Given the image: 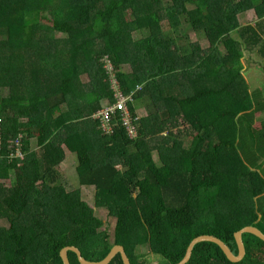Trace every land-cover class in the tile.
I'll use <instances>...</instances> for the list:
<instances>
[{"label":"trees","instance_id":"16d2710c","mask_svg":"<svg viewBox=\"0 0 264 264\" xmlns=\"http://www.w3.org/2000/svg\"><path fill=\"white\" fill-rule=\"evenodd\" d=\"M251 10L264 19V0H0V89L7 91L0 96V180L11 184L0 189V220L9 225L0 226V264H63L66 247L100 262L116 245L130 264H145L136 252L141 247L177 264L197 237H216L237 255L235 233L252 226L264 234V177L241 159L246 149L264 152V122L256 120L264 104L242 76L244 54L264 58V31L237 21ZM183 24L207 40V55L197 45L178 44L187 42ZM134 31L145 37L134 43ZM49 34L63 38L41 51ZM104 58L124 95L142 87L127 103L130 115L154 109L136 124L135 140L121 125L120 110L110 137L90 119L115 102ZM124 65L136 69L126 74ZM64 107L68 134L56 144L43 113L60 117ZM178 119L192 131L188 148L169 144L165 130ZM88 124L90 135L76 128ZM19 135L22 160L11 158ZM62 146L76 158L79 189L71 192L60 180ZM81 188L105 199L115 219L112 241L99 235L103 223ZM242 240L246 254L238 263L204 242L187 264H264V242L250 234ZM67 255L80 264L73 252ZM109 264H123L120 255Z\"/></svg>","mask_w":264,"mask_h":264},{"label":"rangeland","instance_id":"374dc122","mask_svg":"<svg viewBox=\"0 0 264 264\" xmlns=\"http://www.w3.org/2000/svg\"><path fill=\"white\" fill-rule=\"evenodd\" d=\"M253 13H254V11H250L246 15H238L237 21L240 24H242L243 26H245L246 24H250L251 25L252 23H254L252 21L250 22V20L254 19V14ZM167 19L168 18L165 15L164 16V20L162 21V24H161L164 32L168 31L167 30L168 29V21H167ZM246 21H248V23H246ZM183 26H184L183 27L184 35L187 36V42L183 38H181L179 40L178 44H180L182 46L186 45L187 43L189 45H192V46L193 45H197L199 47V49H200V54L202 53L201 54L202 56L204 54L207 55V52H209L208 51L209 50L208 49L209 44H208L207 40H205L204 37H202V38L197 37L194 34V32L192 30H190L189 26H187L185 24H183ZM131 37L133 39V42L135 43V42L143 39L145 36H144V33L137 32V31L135 32L134 31V32H132ZM62 38L63 37L61 35L49 34L48 35V39H45L44 41L41 42L42 43L41 44V46H42V50L41 51L51 49V45L55 41H58V40L61 41ZM219 51L224 53L222 48H220ZM256 57L260 58L259 56H256L255 54L253 55V57L246 56V58L243 59L242 62L249 61L250 62V64H248L249 66H252V64L253 65L254 64H259L258 65L259 67H257V69L256 68H254L253 70L249 69L248 72L254 73L255 76H256L255 79H254V83L257 84L258 91H256V92H259V93L258 94L255 93L254 96L256 98H258V102L259 103H261V102L264 103V77L261 76L264 73V66L261 63L263 60L261 58L258 59ZM103 62L105 63V68H108L109 65H108L107 59L104 58ZM245 65H247V64H245ZM23 66L24 65L22 63V68H23ZM22 68H21V70H22ZM122 69H123V71L126 74H132V72L136 69V66L135 65L134 66L124 65V66H122ZM108 70H110V68ZM246 74L250 75L249 73H246ZM86 78L83 79V77H82V84H84L85 90L89 91L88 84L90 85V83H88V80H86ZM252 84H253V82H252ZM6 92H7L6 89L1 88L0 89V96H5ZM66 112H67V109L64 110V115L63 116L61 114L60 117H55V118L53 116L49 115L47 112L43 113V117L48 120L50 129L54 133L53 134V138H55L56 144L62 143L63 140L66 139L67 134H68V129H67V125H68L67 121H68V119H67ZM136 115L139 118V120H140V118H146L143 109L137 111ZM3 117L5 119V116H3ZM90 119L92 121H94L92 119V116H91ZM170 120L174 121L175 119H170ZM256 120L257 121L263 120V122H264V109L263 108L260 110V114L257 116ZM177 121L178 122L173 123L171 126H167V128L165 130L166 133H167V131L171 132L172 137H173V142L169 141V144H172L174 142L176 143L177 141L179 142V141L182 140L184 142L185 146H187L186 148H188V147H190V143H191V140H190L191 138L188 137V134H191L192 131L189 129L188 125H185L183 123V120L178 119ZM19 122L25 124V123L28 122V119L24 118V119H21ZM88 125H91V124H88ZM158 139L161 141V136H159ZM154 141H155V138L152 139V144L153 145L156 144ZM33 143H34V141L32 142V147L35 148ZM248 144H249V142L247 140V145ZM153 157H154V160L157 163H159L158 160H157V154L156 153H153ZM66 158H67L66 161H63L61 166H60L61 167V171H62V177H61L60 180H61V183L64 186V188L68 192H71V191H74L75 189H79V186L77 184L76 158L71 153H67L66 154ZM241 159H243L245 161L246 165H248L249 167H252V169L255 168V169H257V171L262 172L263 177H264V171L262 170V169H264V152L258 151L257 149H255L254 152L252 153V152H249L248 149H246V152H245V154H242V158ZM256 159H257V161H255ZM124 171H125V167H120V172L123 173ZM263 180H264V178H263ZM248 185L249 184L247 183L246 180H241L240 181L241 188H247ZM10 186H11V184H10L9 180H3V181L0 180V189L8 190L10 188ZM81 192H82L81 195H82L83 201H85L90 207L93 208L95 216L98 219H100L102 221V223H103L102 227L99 229V235L102 236L103 234H106V235H108L109 240L112 241L115 219L110 217V215L108 214L107 207L105 206V201H103L105 199L102 198V197H97L96 191L93 190L92 188H81ZM260 204H261L260 208H262L263 205H264V201L261 200ZM102 206H105L106 208H104ZM0 226L8 228L9 225H8V223L5 220H0ZM136 252L138 254L144 255V258L142 260L145 262V264H165V263L161 262V260L159 259L160 258L159 256L156 257L155 255H153L148 250V248H146V247L138 248L136 250ZM140 261L141 260H139V262Z\"/></svg>","mask_w":264,"mask_h":264},{"label":"built area","instance_id":"2783aa9c","mask_svg":"<svg viewBox=\"0 0 264 264\" xmlns=\"http://www.w3.org/2000/svg\"><path fill=\"white\" fill-rule=\"evenodd\" d=\"M109 67L106 68L108 70V73L110 75V84L111 89L113 91V96L115 99V102L111 105L104 106L101 110L96 112L92 119L97 121L98 123V129L101 131V133L104 136L110 137L114 133V124H113V115L116 113L117 110H120L122 118H121V125L125 128V131L127 133V136L129 139L135 140L138 137L137 134V126L136 124L139 121V118L132 117L127 109V103L132 101V97L136 92H139L142 90V87L138 86L135 91H132L128 95H124L122 91L119 88V84L116 81L114 75L111 72V66L108 62ZM113 79V80H112ZM2 129H3V119L0 118V159L3 157L1 154L3 143H2ZM21 138V135H19L18 140L16 143V150L15 154L11 156V158L22 160L24 157V154L21 151V143L19 139Z\"/></svg>","mask_w":264,"mask_h":264},{"label":"water","instance_id":"95a60500","mask_svg":"<svg viewBox=\"0 0 264 264\" xmlns=\"http://www.w3.org/2000/svg\"><path fill=\"white\" fill-rule=\"evenodd\" d=\"M244 234L253 235L264 242V234L259 229L252 227V226L244 227L243 229L239 230L237 233L234 234V239H235L237 250H238L237 255H234L231 252V250L228 248V246H226L221 240L217 239L216 237L210 236V235H203L191 241V243L189 244L186 250V254L184 258L177 264H187L191 258L194 247L197 244L204 243V242L217 245L222 250L223 254L226 256L228 261H230L231 263H238L242 261V259L245 257V254H246L244 243L242 240V236ZM68 252H73L77 256V259L80 264H109L114 259V257L117 255H120L123 264H130V261L127 255L125 254L123 247L117 246V245L112 247L108 255L100 262H90L82 257L80 251L77 248L66 247L60 252V258L63 264H70L68 260V255H67Z\"/></svg>","mask_w":264,"mask_h":264},{"label":"crops","instance_id":"0c3cea01","mask_svg":"<svg viewBox=\"0 0 264 264\" xmlns=\"http://www.w3.org/2000/svg\"><path fill=\"white\" fill-rule=\"evenodd\" d=\"M251 11H253V10H251ZM250 11H247L246 13H244L243 15H246V14H248ZM254 14V19L253 20H250V22L252 21V22H254V23H252L251 25L252 26H256V23H258L257 24V32H259V30L260 31H264V19H262V20H258L257 18H256V15H255V13H253ZM246 23H248V21H246ZM242 25V24H241ZM248 25H250V24H248ZM258 25H261V29H258ZM262 39H264V36L262 35ZM256 55V54H255ZM246 56H251V57H253V54H244V58L243 59H245L246 58ZM257 56V55H256ZM260 57V56H259ZM256 58H258V57H256ZM263 61L261 62L262 63V65L264 66V58H262V57H260ZM260 58H258V59H260ZM245 64H247V65H245ZM248 64H250V62L249 61H245V62H243V67H244V69H243V71H242V76H243V79L245 80V83H246V85H247V88H248V92L250 93V94H253L254 93V91L256 92V91H258V86H257V84L256 83H254V79H255V74L254 73H251V72H248V70L249 69H251V70H253L254 68H256L257 69V67H259L258 65L259 64H252V66H249ZM246 73H249L250 75H248V74H246ZM262 77H264V73H263V75H261ZM86 78V77H85ZM82 80V79H81ZM86 80H87V78H86ZM252 82H253V84H252ZM253 87V88H252ZM264 104V103H263ZM144 110V113H145V116H146V118H140V120H142V119H147V118H149V117H151L152 115H154V109L153 108H151V109H148V108H146V107H139V108H137V110H136V113H137V111H139V110ZM64 110H66V107H64V109L62 110V113H64L63 111ZM153 113V114H152ZM137 116V115H136ZM55 118V117H54ZM76 123H79V122H76ZM76 128H78V129H82V130H80V132L82 133V134H86V133H88V130L90 131L87 135H90L92 132H91V129H92V125H86V126H82V125H76ZM191 134H192V132H191ZM191 134H188V136H191ZM163 135H165V133H163ZM84 138H85V140H86V142H87V140H90V142H91V145L93 146V145H95L96 144V141H95V139L94 138H87V137H85V136H83ZM92 137V136H91ZM179 142H182V144H183V147L184 148H186L187 146H185V144H184V142L181 140V141H179ZM157 144V143H156ZM155 144V145H156ZM155 145H153L152 144V141L150 140V146H151V148H153V147H155ZM63 147V149H64V152H65V160L64 161H66V154L67 153H70L64 146H62ZM153 153H156L157 154V150L156 149H153L152 150V157H153ZM72 154V153H71ZM153 160H154V157H153ZM157 160H158V154H157ZM155 161V160H154ZM156 162V161H155ZM61 168V167H60Z\"/></svg>","mask_w":264,"mask_h":264}]
</instances>
